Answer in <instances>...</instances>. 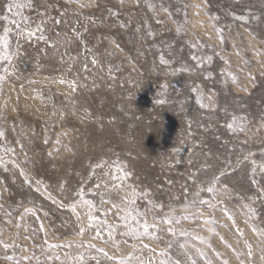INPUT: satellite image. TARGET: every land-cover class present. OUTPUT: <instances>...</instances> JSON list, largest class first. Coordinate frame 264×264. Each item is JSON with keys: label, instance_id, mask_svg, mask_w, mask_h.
<instances>
[{"label": "rangeland", "instance_id": "1", "mask_svg": "<svg viewBox=\"0 0 264 264\" xmlns=\"http://www.w3.org/2000/svg\"><path fill=\"white\" fill-rule=\"evenodd\" d=\"M4 29L0 264H264V0H0Z\"/></svg>", "mask_w": 264, "mask_h": 264}, {"label": "snow or ice", "instance_id": "2", "mask_svg": "<svg viewBox=\"0 0 264 264\" xmlns=\"http://www.w3.org/2000/svg\"><path fill=\"white\" fill-rule=\"evenodd\" d=\"M19 6L20 5H17V7ZM10 10H11V6L9 7V11ZM4 19H7V17H4ZM8 31H9L8 29H4V36L0 37V45H2L5 48L7 47V43H8V35H7ZM209 191H211V189H209ZM169 223H171V221H169ZM145 227H147V225H145ZM122 264H124V262H122Z\"/></svg>", "mask_w": 264, "mask_h": 264}]
</instances>
